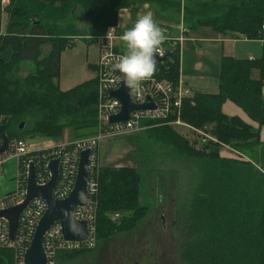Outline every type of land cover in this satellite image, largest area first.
Segmentation results:
<instances>
[{
  "label": "trees",
  "instance_id": "16d2710c",
  "mask_svg": "<svg viewBox=\"0 0 264 264\" xmlns=\"http://www.w3.org/2000/svg\"><path fill=\"white\" fill-rule=\"evenodd\" d=\"M0 0V124L9 140L45 138L58 144L65 128L74 140L95 134L96 79L62 91L58 87L60 56L79 39L97 44L113 28L117 13L134 3L158 4L159 0ZM184 6V28H209L218 35L258 40L262 37L264 0H191ZM186 3H190L187 0ZM77 4L93 24L83 36L68 26L58 28ZM6 16L1 29L2 16ZM185 33L183 32V35ZM172 41H163L167 48ZM171 57L156 66L157 77L176 86L179 80V45ZM117 50L125 53L124 42ZM27 69L21 76L23 68ZM96 70L95 66H88ZM253 71L258 78L253 79ZM216 94L194 93L181 101L182 117L196 127L211 125L216 142L197 151L168 127L152 131V138L178 155L196 160L197 184L184 225L183 259L187 264H264V142L259 128L236 116L222 113L230 101L258 127L264 126L263 53L255 59L222 57ZM24 123L19 131L18 125ZM243 158H222V146ZM252 154V155H250ZM19 172L22 171L18 165ZM141 176L132 167L103 166L98 170L96 194V241L128 232L147 213L140 206ZM119 214L115 221L110 216ZM86 251V250H85ZM92 251V250H91ZM88 251L89 253H92ZM86 252H61L58 259H71ZM0 264H12V252L0 251Z\"/></svg>",
  "mask_w": 264,
  "mask_h": 264
},
{
  "label": "built area",
  "instance_id": "2783aa9c",
  "mask_svg": "<svg viewBox=\"0 0 264 264\" xmlns=\"http://www.w3.org/2000/svg\"><path fill=\"white\" fill-rule=\"evenodd\" d=\"M261 34L262 37L258 40L264 44V22L261 25ZM118 40L119 37L113 28H110L105 35L97 39L99 56L95 65L97 102L96 131L94 136L75 139L65 144H54L32 152L28 150L24 140L14 138L8 141V151L0 155V167L6 163L8 158H13L20 163L22 169L18 173L15 189L0 198V210H3L23 202L25 198L27 169L30 163H33L35 168L36 184L44 186L49 182L51 177L48 163L58 159V181L52 190V195L58 201L66 199L74 186L79 153L86 149L89 150L87 202L85 206L77 207L73 210L75 220L86 222L87 238L80 243L66 242L62 238L59 222H55L47 230L43 238L45 264H57V256L61 252L88 251L96 246V194L98 191L97 175L100 168L97 148L100 142L136 135L141 131L143 121L161 122L167 126L169 124H177L181 110V101L192 96L189 89L183 86L179 80L176 86H173L167 80L159 79L157 77V70H155L150 79L141 83L139 89H129L131 103L140 105L149 97L155 108L133 111L126 123L108 124V118L118 114L120 111L118 101L109 98V94L117 90L121 84V76L112 68V64L118 57L124 54L117 50ZM179 40L181 41L182 38ZM174 45V42L169 47L167 46V48L160 45L157 56L162 57L166 53L171 54L172 49L175 47ZM200 135L202 138L206 136L204 134ZM213 142L216 141L214 140ZM45 210L46 203L42 199L35 198L31 200L20 214L16 237L13 241L9 240L7 221L0 218V251L10 250L12 252L13 264H24L23 257L25 251L31 243L37 223ZM119 217V214H114L110 219L113 221Z\"/></svg>",
  "mask_w": 264,
  "mask_h": 264
},
{
  "label": "rangeland",
  "instance_id": "374dc122",
  "mask_svg": "<svg viewBox=\"0 0 264 264\" xmlns=\"http://www.w3.org/2000/svg\"><path fill=\"white\" fill-rule=\"evenodd\" d=\"M2 4L6 6L8 0H3ZM184 6L191 9L194 3L190 0V3ZM71 10L65 20L57 22L58 28L63 29L68 26L83 36L89 35L93 25L90 18L84 15L77 4H74ZM181 16L182 20L186 16L183 10ZM5 17V15L2 16L1 29L6 23ZM83 44L94 45L76 39L75 45L68 51L78 50ZM256 48L260 46L256 45ZM26 73L27 69L24 67L21 76H25ZM254 73L252 77L256 78ZM161 127L172 129L197 151H200L204 144L216 141L211 134V125L196 127L182 117V112L179 114L177 124L167 126L161 122L143 121L141 131L136 135L104 140L112 143V157L118 158L115 161L117 166L132 167L140 174L138 203L140 206L147 207V213L132 230L96 241L93 252L88 250L92 253L88 254V251L83 250L85 254H79L71 259H58L57 264H187L182 256L185 240L184 225L189 203L197 184V162L185 155L174 153L169 146L153 139L152 131ZM200 134L206 136L202 138ZM74 135L73 130L65 128L60 141L65 144L72 141ZM94 135L81 138H90ZM25 142L31 152L40 150L43 145L55 143L41 137L26 139ZM102 142L97 148L100 167ZM225 149L236 151L223 145L221 151ZM235 157L229 159H236ZM243 160L247 159L243 158ZM3 166L0 167V176Z\"/></svg>",
  "mask_w": 264,
  "mask_h": 264
},
{
  "label": "crops",
  "instance_id": "0c3cea01",
  "mask_svg": "<svg viewBox=\"0 0 264 264\" xmlns=\"http://www.w3.org/2000/svg\"><path fill=\"white\" fill-rule=\"evenodd\" d=\"M159 2L158 4L134 3L130 7L118 11L117 36L119 40L117 41V45L123 43L120 36L126 29L132 26L139 15L151 13L155 22L162 29L165 41H172L171 43L177 42L179 45V81L189 89L192 95L194 93H217L222 57L255 59L262 55L264 44L259 40H247L241 37L230 38L218 35L205 27L193 31L186 30L181 14L187 0H159ZM183 32L185 33L184 35ZM181 38L182 40L180 41L179 39ZM256 45H259L260 48H256ZM98 56L99 47L97 44L90 46L83 44L78 50H65L62 52L60 56V74L57 82L58 87L62 91H66L78 84L94 79L95 70L90 69L88 66L94 67ZM253 73L256 78H252L257 79L258 72L253 71ZM261 97L264 103V86L261 91ZM221 111L227 116L240 118L254 129L259 128V139L261 142H264V126L258 127L235 104L225 101L221 106ZM103 142L100 148L101 167L115 165V161L118 158L113 159L112 157V143ZM60 143L62 142L60 141ZM52 145L54 144L43 145L41 149ZM235 152L226 149L221 151L220 149L219 155L222 158H233L235 156V158H244ZM1 170L0 198L15 189L18 177V162L13 158H8Z\"/></svg>",
  "mask_w": 264,
  "mask_h": 264
},
{
  "label": "water",
  "instance_id": "95a60500",
  "mask_svg": "<svg viewBox=\"0 0 264 264\" xmlns=\"http://www.w3.org/2000/svg\"><path fill=\"white\" fill-rule=\"evenodd\" d=\"M170 53L159 57L156 54V65L169 60ZM114 70V69H113ZM120 87L109 94V98L118 101L120 111L116 115L108 118V124H122L129 120L133 111L154 109L155 106L149 97L143 104L135 105L129 99V88L125 86L122 75ZM24 123L18 125V130L24 128ZM0 155L8 151V137L4 125H0ZM58 159L48 163L50 180L44 186H38L35 178V168L33 163L28 165L27 177L25 183V198L19 205L0 210V218L8 223L9 240L13 241L16 237L19 217L29 202L35 198H40L46 203V210L37 223L31 243L25 251L23 257L24 264H45V255L43 250V238L47 230L55 223L59 222L61 235L66 242H83L87 238V224L85 221H77L73 217V210L77 207H83L87 202V179L89 172V150L86 149L79 153L76 178L73 189L64 200H55L52 190L58 181Z\"/></svg>",
  "mask_w": 264,
  "mask_h": 264
},
{
  "label": "clouds",
  "instance_id": "9594fccd",
  "mask_svg": "<svg viewBox=\"0 0 264 264\" xmlns=\"http://www.w3.org/2000/svg\"><path fill=\"white\" fill-rule=\"evenodd\" d=\"M120 39L126 51L112 64V68L122 75L125 86L139 89L156 70L155 57L165 35L151 13H144L122 33Z\"/></svg>",
  "mask_w": 264,
  "mask_h": 264
},
{
  "label": "flooded vegetation",
  "instance_id": "af4514ba",
  "mask_svg": "<svg viewBox=\"0 0 264 264\" xmlns=\"http://www.w3.org/2000/svg\"><path fill=\"white\" fill-rule=\"evenodd\" d=\"M113 216V215H112ZM120 216V215H119ZM110 218H111V216H110ZM117 220V219H116ZM113 221H115V220H113ZM173 223V222H172Z\"/></svg>",
  "mask_w": 264,
  "mask_h": 264
}]
</instances>
